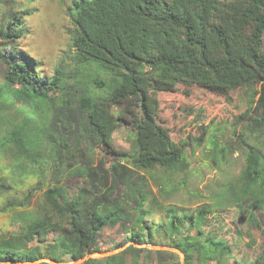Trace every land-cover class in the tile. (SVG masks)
<instances>
[{"label":"trees","instance_id":"obj_1","mask_svg":"<svg viewBox=\"0 0 264 264\" xmlns=\"http://www.w3.org/2000/svg\"><path fill=\"white\" fill-rule=\"evenodd\" d=\"M35 1L15 0L2 39L18 43L26 34L35 12L27 5ZM66 14L69 50L51 76L38 73L34 60L17 47L1 54L7 84L22 87L14 97L31 108L19 111L23 121L11 132V146L23 156L20 167L29 161L39 166L38 189L47 179L49 184L37 212L15 214L23 225L0 239V264L46 258L62 263L64 256L84 260L99 251L102 230L119 223L130 227L131 245L83 264H165L166 256L178 258L170 251L137 247L163 243L179 250L184 264H227L233 245L213 226L212 206L189 210L169 205L164 188H158L159 200L151 185L157 180L146 176L156 169L176 173L188 168V143L176 140L160 118V93H175L182 86L226 96L264 84V0H71ZM254 111L264 129V86ZM120 126L134 132L129 152L113 144ZM240 144L246 166L240 186L230 185L226 198L248 220L262 203L264 171L255 149L244 140ZM85 152L95 160L86 163ZM37 185L18 207H27ZM251 196L256 200L245 214L242 207ZM125 203L136 208L134 221ZM9 205L15 206L13 201ZM157 208L165 215L156 227L163 243L145 221ZM53 232L60 235L49 243ZM41 243H47L45 256ZM248 264H264V257Z\"/></svg>","mask_w":264,"mask_h":264},{"label":"rangeland","instance_id":"obj_2","mask_svg":"<svg viewBox=\"0 0 264 264\" xmlns=\"http://www.w3.org/2000/svg\"><path fill=\"white\" fill-rule=\"evenodd\" d=\"M71 0H37L27 5L35 9L34 14L26 23V34L18 43L6 41L0 37V239H6L9 234L17 232L23 222L16 217L17 212L31 210L37 212L49 179L45 180L38 189L37 181L39 166H33L29 161L20 167L23 156L17 151L11 132L21 124L23 117L19 111L25 107L31 111L25 100H16L13 94L21 90V85L9 86L6 82L7 65L2 60V52L17 47L29 55L35 62L36 71L45 76H51L55 66L61 61L64 53L69 50L70 37L67 29L70 27L66 7ZM15 0H0V34L6 28L8 18L14 13ZM13 9V10H12ZM99 79H103L101 76ZM263 83L244 86L226 96L206 94L198 88L185 90L182 86L175 93H160V118L172 130L176 140L183 139L188 143V168L182 172H169L162 169L153 170L151 182L157 197L162 200L158 188H164L168 194L166 203L169 205L186 207L194 210L200 206H212L213 226L221 236L233 245V257L227 264H235V260L244 264L252 263L259 257H264V181L259 208H254L248 220L241 219V208L229 202L226 198L230 192V185L239 183V176L246 166L247 153L240 144V140L250 144L259 156V166L264 171V129L255 119L254 111ZM101 94L103 91L95 89ZM11 98V99H10ZM78 121L80 115L75 114ZM133 130L131 127L120 126L113 134L112 141L118 150L131 151ZM215 140L218 145H215ZM3 145L6 147L3 148ZM84 161L91 163L94 154L85 152ZM80 159H82L80 157ZM78 159V160H80ZM20 164V165H19ZM26 172L34 174L27 177ZM40 177V176H39ZM42 178V177H41ZM37 185L31 195L27 207H18L28 191ZM121 195L125 193L121 191ZM223 196V198H222ZM243 205L245 214L247 207L255 202L252 196ZM13 201L15 206H8ZM126 204V213L130 221H134L138 212L132 205ZM149 206L148 204L146 205ZM146 207V208H147ZM211 210V209H210ZM14 218H17L15 221ZM160 209H155L152 215L146 216V223L154 230V236L163 243L161 232L157 226L165 219ZM253 218V219H252ZM129 226L122 223L114 227H105L101 233L100 249L88 255L84 260L72 261L64 256L62 263H55L50 259H43L34 263L41 264H83L89 258H103L123 251L131 245ZM60 233H51L48 242H53ZM166 241V240H165ZM164 241V242H165ZM167 242V241H166ZM38 244L37 241L31 245ZM41 252L47 243H41ZM137 246V245H136ZM149 250L170 251L178 258L165 257V264L180 261L184 264V255L177 249L170 248L167 243L158 245L137 246ZM157 261L156 255H151ZM129 264V263H128Z\"/></svg>","mask_w":264,"mask_h":264}]
</instances>
